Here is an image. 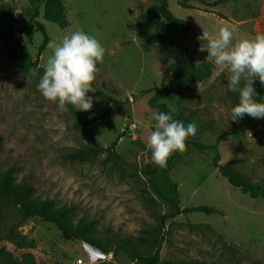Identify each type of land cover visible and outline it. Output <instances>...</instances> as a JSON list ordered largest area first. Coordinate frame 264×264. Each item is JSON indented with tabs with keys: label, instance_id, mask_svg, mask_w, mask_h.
Here are the masks:
<instances>
[{
	"label": "rangeland",
	"instance_id": "1",
	"mask_svg": "<svg viewBox=\"0 0 264 264\" xmlns=\"http://www.w3.org/2000/svg\"><path fill=\"white\" fill-rule=\"evenodd\" d=\"M49 1L55 0H0V4L15 16L24 62L35 59L44 41L40 25L49 42L59 43L77 30L100 41L105 54L97 64L94 93H89L93 108L77 112L67 105L61 110L38 91L52 54L49 43L31 71L10 65L0 47V134L37 195L75 206V220L91 224L89 233L108 248V259L91 261L77 237H65L54 222L33 218L20 231L35 242L43 264H133L125 254L115 255V249L117 243L134 238L145 252L154 251L156 240L162 239L163 261L264 264V199L242 194L212 164L219 153L221 164L264 188V118L245 115L232 120L231 108L238 104L239 94L229 91L227 69L207 57L201 50L207 41L199 39L203 31L215 38L222 27L232 31L233 43L264 33V0H169L172 13L191 23L192 35L184 45L194 52L197 63L212 62L215 70L192 91L174 92L159 101L178 120L194 122L196 135L186 137L212 146L204 151L188 148L168 175L179 187L181 208L209 206L218 213L180 215L167 220L161 232L153 214L167 215L171 208L151 191L143 175L146 166L155 165L148 139L155 125L153 112L158 110L150 106L153 94L147 91L160 85L178 47L156 37V21L146 19L154 5L151 0H61L69 22L64 29L45 18ZM182 3L194 8H183ZM258 82L253 84L255 90ZM93 118L98 120L90 126H74L78 119ZM116 141L117 167L106 162L105 153L87 163L61 159L73 148L107 147Z\"/></svg>",
	"mask_w": 264,
	"mask_h": 264
},
{
	"label": "trees",
	"instance_id": "2",
	"mask_svg": "<svg viewBox=\"0 0 264 264\" xmlns=\"http://www.w3.org/2000/svg\"><path fill=\"white\" fill-rule=\"evenodd\" d=\"M154 5L148 11L146 19L156 21V37L162 43H171L178 47L172 54V61L168 70L161 80L159 86L152 88L147 93H152L150 106L154 109L170 113L174 119L175 114L166 104L159 101L172 95L174 92L192 91L199 83L208 81L214 70L212 62L204 61L197 63L194 52L184 45L192 35L191 23L187 20L177 18L169 7V0H151ZM220 1L211 6H217ZM183 8L192 9L194 7L181 4ZM38 17V13H35ZM45 18L52 23L58 24L62 29L69 26L65 15V7L61 0L49 1L45 10ZM15 16L13 12L0 4V47L4 49L6 59L19 71H31L39 65L42 52L49 43V37L44 26L40 25V31L44 35V41L38 48L34 60L23 61L21 37L17 35L14 27ZM254 99L264 103V84L258 82ZM97 94L111 102L114 99L107 97L102 91ZM98 119L80 120L75 122V128L90 126ZM126 135V132H124ZM122 137V136H121ZM120 137V138H121ZM222 136L219 137L221 140ZM117 142L110 146H86L73 148L64 152L61 159L64 162L87 163L97 159L102 154H106V162L118 166L120 156L116 153ZM186 146L174 152L167 161V166L159 168L156 165H148L143 170V175L151 191L165 203L171 211L169 214L155 212L154 218L157 222L156 230L160 232L165 228V222L180 215L192 213H203L212 215L218 211L209 206H196L181 208L180 192L177 183L173 182L168 173L177 161L185 154V151L192 147L204 151L212 148L210 145L203 144L198 140L185 137ZM213 166L217 169L222 178L231 186L238 189L242 194L248 195L252 199H264V188L255 184L247 176L232 170L229 166L220 163V155L217 153L213 160ZM22 168L8 148V143L3 134H0V264H43L40 251L34 241L20 231V227L30 219L39 218L44 222H54L63 232L65 237L81 236L85 241L91 243L105 253L107 247L99 240L90 235L91 224L83 220H75L76 207L69 204L58 205L52 199L40 198L34 183L28 177L21 176ZM162 239L156 240L155 250L152 252L141 251L138 247L139 242L134 239H127L117 243L115 255L125 254L133 264H208L198 259L163 261L160 256ZM113 264V263H106ZM211 264V263H210ZM252 264H263L254 261Z\"/></svg>",
	"mask_w": 264,
	"mask_h": 264
},
{
	"label": "clouds",
	"instance_id": "3",
	"mask_svg": "<svg viewBox=\"0 0 264 264\" xmlns=\"http://www.w3.org/2000/svg\"><path fill=\"white\" fill-rule=\"evenodd\" d=\"M200 40L207 43L202 51L213 59L214 64L227 69V88L239 94V102L231 108L233 121L245 115L254 119L264 118V103L257 102L253 87L256 80L264 84V33L253 38H244L233 43V33L222 27L215 38L203 31ZM52 54L47 60L43 75L37 84L41 95L64 110L67 105L77 112H89L93 108L92 83L98 71L97 64L103 61L105 48L100 41L83 31H73L61 42H49ZM35 75V73H33ZM245 81L241 87V81ZM154 130L148 139L151 159L159 168L167 166L169 157L185 146L187 135L195 136L197 127L192 121L182 122L173 115L154 110Z\"/></svg>",
	"mask_w": 264,
	"mask_h": 264
},
{
	"label": "water",
	"instance_id": "4",
	"mask_svg": "<svg viewBox=\"0 0 264 264\" xmlns=\"http://www.w3.org/2000/svg\"><path fill=\"white\" fill-rule=\"evenodd\" d=\"M76 237L82 241L83 247L87 251V253L89 254L91 261L97 262V263L107 261V259H108L107 253H105L103 250H101L97 246H95L91 243H88L81 236H76Z\"/></svg>",
	"mask_w": 264,
	"mask_h": 264
}]
</instances>
